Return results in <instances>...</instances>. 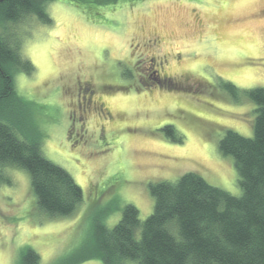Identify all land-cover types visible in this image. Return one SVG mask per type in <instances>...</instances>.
Returning <instances> with one entry per match:
<instances>
[{
  "label": "rangeland",
  "instance_id": "374dc122",
  "mask_svg": "<svg viewBox=\"0 0 264 264\" xmlns=\"http://www.w3.org/2000/svg\"><path fill=\"white\" fill-rule=\"evenodd\" d=\"M100 1H52L50 23L28 17L0 28L33 67L14 74L28 114L15 99L9 116L25 133L35 127L43 156L83 193L73 214L49 217L27 171L6 169L0 264H18L25 248L38 264H102L84 259L94 251L95 227L112 228L127 205L143 222L153 209L150 183L195 173L240 195L233 158L218 145L228 130L253 136L255 105L246 92L264 88V0ZM150 59L163 63L171 85L148 87Z\"/></svg>",
  "mask_w": 264,
  "mask_h": 264
},
{
  "label": "trees",
  "instance_id": "16d2710c",
  "mask_svg": "<svg viewBox=\"0 0 264 264\" xmlns=\"http://www.w3.org/2000/svg\"><path fill=\"white\" fill-rule=\"evenodd\" d=\"M52 1L56 0H0V28L28 17L50 23L45 7ZM9 42L6 35L0 36V184L11 185L6 169L22 168L38 209L49 217L69 216L82 201L81 188L66 170L43 156L35 127L31 124L25 133L16 118L12 120L15 114L9 116L15 99L28 114L30 102L17 94L14 74L33 71L17 41ZM224 87L235 95L232 84ZM246 94L255 105L253 136L228 130L218 145L223 155L233 158L240 195H230L195 173H185L175 182L150 183L151 214L142 222L133 205L125 206L112 228L95 227L94 251L84 259L102 264H264V88ZM166 132L172 134L173 129ZM38 263L33 249L20 254L18 264Z\"/></svg>",
  "mask_w": 264,
  "mask_h": 264
},
{
  "label": "flooded vegetation",
  "instance_id": "af4514ba",
  "mask_svg": "<svg viewBox=\"0 0 264 264\" xmlns=\"http://www.w3.org/2000/svg\"><path fill=\"white\" fill-rule=\"evenodd\" d=\"M150 65H151L150 70H151V74L153 75V77L148 74L147 78L151 81V85H148V87H151V86L165 87V86L171 85L173 83L170 80V78L167 76L166 72L164 71V67H163L162 62L159 64H155L154 60L150 59ZM156 66L159 67V70L155 68ZM93 96H94L93 92L90 91L89 92V104L91 106H93L92 104L94 103V105L96 107V105H98V102L97 101H96V103L94 102ZM98 107H99V105L96 108H98Z\"/></svg>",
  "mask_w": 264,
  "mask_h": 264
}]
</instances>
